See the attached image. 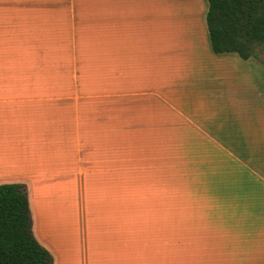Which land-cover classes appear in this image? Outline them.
I'll return each mask as SVG.
<instances>
[{"label":"crops","instance_id":"crops-1","mask_svg":"<svg viewBox=\"0 0 264 264\" xmlns=\"http://www.w3.org/2000/svg\"><path fill=\"white\" fill-rule=\"evenodd\" d=\"M207 11L0 0V185L53 264H264L263 118L233 117L245 66Z\"/></svg>","mask_w":264,"mask_h":264},{"label":"trees","instance_id":"trees-1","mask_svg":"<svg viewBox=\"0 0 264 264\" xmlns=\"http://www.w3.org/2000/svg\"><path fill=\"white\" fill-rule=\"evenodd\" d=\"M206 23L215 54L244 60L264 45V0H207ZM0 264H53L36 239L27 187L0 185Z\"/></svg>","mask_w":264,"mask_h":264},{"label":"rangeland","instance_id":"rangeland-1","mask_svg":"<svg viewBox=\"0 0 264 264\" xmlns=\"http://www.w3.org/2000/svg\"><path fill=\"white\" fill-rule=\"evenodd\" d=\"M245 66L244 76L239 75L244 79V83L240 80L239 86L240 90L242 87L250 91V98L252 102L247 103V106L244 107V111L241 110V107H238L233 114L235 117L236 114L244 112L245 114H261L262 121L264 125V45H258L256 48V54L250 60H242ZM255 69V73L253 72ZM254 98L256 99V105L254 104ZM259 101H260V111H259ZM256 110V111H255ZM257 127V125L254 124Z\"/></svg>","mask_w":264,"mask_h":264}]
</instances>
